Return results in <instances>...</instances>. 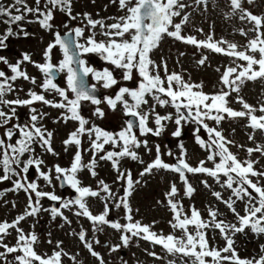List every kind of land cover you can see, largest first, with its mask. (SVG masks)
I'll return each instance as SVG.
<instances>
[{
  "label": "snow or ice",
  "instance_id": "snow-or-ice-1",
  "mask_svg": "<svg viewBox=\"0 0 264 264\" xmlns=\"http://www.w3.org/2000/svg\"><path fill=\"white\" fill-rule=\"evenodd\" d=\"M112 2L116 3L117 0ZM195 2L198 5L207 4V0H195ZM229 3L231 14L239 12L240 19L251 25L247 31L240 29V34L247 37L249 32L254 33L244 46L245 50L242 51L237 50L238 46L235 43L224 40L214 41L211 35L207 40H197L193 36L182 35V27L188 23L189 16L183 15L179 23H174L173 19L181 17L182 10L187 7L182 0H118L119 8L124 15L114 18L116 22L112 24L94 20L88 13L82 16L80 13L73 15L72 0H43V7H41L42 0H35V7L29 6L26 0H13L8 7L0 4V18H5L0 22L7 25L5 31L0 34V49L7 47L6 41L9 37H19L22 34L26 38L30 35L22 26V22L28 16L34 17L35 20L27 22H36L47 31L53 29L52 21L57 11L64 13L71 21L79 19L84 24V26L69 27L68 23H65L64 28L67 31L63 35L58 31L54 32V39L43 50V63L33 61L27 53H22V59L17 60L16 63H10L6 57L0 56V63L6 65L11 73L9 75L4 70H0V127L9 125L14 119L18 121V107H26L29 111V123L11 124L5 128L3 134L6 139L0 138V172H2L0 182L12 180L13 188L9 189L10 191L23 190L28 194V205L23 214L18 215L12 222H0V248L4 249L0 251V261H3V264H12L8 256L13 253H19L14 256L15 264H62L63 256H68L79 264L75 256L63 251L62 241L56 242V248L60 249L59 251L54 250L51 256L42 257L33 247L37 242V236L34 233L26 234L19 227L21 221L37 215L41 210L50 211L53 219L59 216L65 223L70 224L71 221L63 215L62 209H71L73 206L77 208L74 214L90 221L94 232L102 231L103 226L108 225L121 233L122 244L113 245L110 252L119 250L121 246L127 247L129 241L135 237L149 241L153 245H160L171 256L179 255L183 264H189V261L191 264H264V244L260 245L258 257L241 258L234 247L233 239L238 233L247 235L246 229H250L257 236L264 234V171L254 167V164L258 163L256 160L238 159L229 148V145L234 142L228 140L222 131L205 123L206 120H210L219 126L225 119L247 120L245 126L250 128L253 134L257 131L264 133V103L257 108L248 104L239 95L240 87L246 80L264 79V15L257 16L243 8L242 0H229ZM247 3L253 4L255 0H247ZM13 25L18 28V31H14ZM97 28L104 39H96ZM86 32L89 34L86 35ZM164 36L193 45L197 49L203 48L227 55L233 58L234 63L236 61L245 63H236L235 66H229L223 71L220 82L228 89L227 91L222 89L213 94L197 91L196 89L202 88V85L189 83L178 73H168L166 63L164 76L159 74L160 65L150 58V53L158 47ZM56 48L59 49L62 58L57 63H53V50ZM90 54L98 55L112 68L105 67L97 70L92 67L85 59ZM206 60L207 56L202 55L197 63L204 65ZM25 62L31 63L42 74L43 80L38 85L41 92L29 89L27 98L22 99L17 96L15 99H7L9 93L17 91L14 85L19 79L37 85V78L30 76L22 69L21 65ZM114 69L121 70L122 80L125 82L132 81L138 75L139 80L136 86L133 88L121 86L120 80L114 76ZM57 73L65 74L66 87L62 88L54 82ZM89 76L96 82L90 86L86 85L84 80ZM97 85L103 89L116 88V91L114 95H105L101 99L96 95ZM232 92L237 93L236 99L241 105L240 110L229 107V97ZM48 95H52L53 99H48ZM148 96L155 101V104H149L146 99ZM128 98L132 103H129ZM37 102L61 110L58 121L78 122L76 130L69 133L68 138L63 141L65 151L68 150L69 145L77 146V151L68 168L54 165L49 171H44L42 168L44 160L35 155L34 144L39 145L45 153L57 155L52 147L53 133L42 124L48 114L38 111L33 106ZM85 102L97 106L92 113L95 117H104L105 112L99 107L104 103L113 111L122 105L124 115L130 118L124 122L125 126L115 133L103 130L95 124L88 127L89 121L80 112ZM144 105H148L151 111H144L142 108ZM156 105L160 107L171 105L175 108L174 123L177 128L172 133L174 137L182 135V121L197 125L193 130V136L196 143L208 152L207 160L213 163V167H206L203 160L195 167L188 164L182 143L179 145L180 156L176 158V163L170 165L162 159L163 153L160 146L156 145L155 159L147 164L140 172V176L151 175L154 169L178 173L185 185L184 195L190 197L194 189L188 183L186 173L206 174L214 178L222 188L231 190V195L227 199L220 191L213 190L211 194L231 211L235 217V223H226L219 219L221 213L212 207L208 209L209 219L207 220L203 219L195 208L191 210L190 216L185 214L182 204L175 199L179 194L175 184L170 186L165 197L173 213V220L169 223L173 230H179L181 233L179 236L157 234L151 231L150 226L133 220L128 197L133 191V185L139 181L133 179L130 171H121L119 161L123 158L139 160L136 149L141 146L151 151L148 148V141L139 139L135 129H138L139 136L142 137L159 136L164 130L163 121L172 120L171 114L161 116L156 113ZM257 111L260 115L256 114ZM150 119L155 127L149 126ZM201 129L207 133V141L199 135ZM17 134L19 138L12 143ZM253 134L249 135V140H254ZM83 135L89 137L93 155V159L87 164L82 162L80 151V137ZM105 145H111L119 150L106 151ZM239 147L244 148L243 145ZM246 151L249 156L253 153L264 156V145L257 144L255 147H248ZM101 152L104 154L100 155L99 159L112 162L113 169L117 171V181L126 180L127 182L122 196L114 193L104 180H99L97 189L94 190L91 187L82 186L77 178V173L84 168H87L93 177L97 175L96 156ZM26 153L29 154L27 159H21ZM167 154L173 155L171 151ZM140 162L143 163V161ZM30 166H34L39 178L49 185L52 184V172H54L57 181H62L75 191V198L64 199L53 192L39 190L40 186L36 181H28L21 175V173H28ZM221 175L226 179L221 181ZM14 176L18 178L12 179ZM252 177L256 179L253 180ZM201 182L206 188H211L206 181ZM2 195L3 193L0 192V196ZM90 197L104 202V210L101 213L94 215L90 211L88 207ZM43 198L59 202V207L42 209L40 201ZM238 200L244 202L243 215L235 207ZM112 206L125 211L127 223L121 224L107 219ZM13 207H15L14 203ZM189 226H192V231L189 230ZM10 229L15 230L17 234L16 243L12 246L4 243V238L9 235ZM209 231L219 232L225 240L222 248L218 249L210 245ZM72 235L78 236L84 248L99 261V264H106L100 254L94 250L92 243L87 240L84 230L79 233L74 232ZM96 243L99 241L97 240ZM148 255L162 259L155 252H148ZM185 257L187 260L183 259ZM168 264H175V261L171 260Z\"/></svg>",
  "mask_w": 264,
  "mask_h": 264
},
{
  "label": "rangeland",
  "instance_id": "rangeland-1",
  "mask_svg": "<svg viewBox=\"0 0 264 264\" xmlns=\"http://www.w3.org/2000/svg\"><path fill=\"white\" fill-rule=\"evenodd\" d=\"M81 6L77 8L73 15H76L77 11L81 14H90L91 18L94 20H102L105 24H112L116 22L114 18L123 16V12H118L105 7L108 0H80ZM13 0H3L5 7H8ZM184 4L187 5L185 9L182 10V16L187 14L189 16L188 23L182 27V35L193 36L196 39H207L209 35L212 36L214 41H228L230 43H235L238 46L237 50H245L244 46L247 44L248 39L254 36V33L249 32L248 36H242L240 34V29L247 31L251 25L246 21L240 19V14H231V8L229 0H210L207 4H196L195 0H182ZM26 3L35 7L34 0H26ZM77 4V0H75ZM43 7V4H41ZM242 7L248 9L250 12L257 16L264 15V0H255V3L248 4L247 0H242ZM181 17H175L174 23H179ZM5 18H0L2 21ZM28 20H35L34 17L28 16L27 19L22 22L24 29L30 33L28 37H24L22 34L19 37H9L6 41L7 47L3 49L0 56L6 57L10 63H16L17 60L22 59V53H27L31 56V59L37 63H43V50L47 47L48 43L54 39V32H63L67 29L64 28V24L68 23L69 27L84 26L83 23L78 19L77 21H71L64 13L57 15V22L55 23L51 31L42 29L40 25L36 22L29 23ZM86 23V22H84ZM7 25L0 22V34H2ZM14 31H18V28L13 25ZM202 30V31H201ZM96 39L102 40L103 36L99 34L100 30H96ZM195 33V34H192ZM89 34L86 32V35ZM226 47V45H223ZM2 50V49H0ZM183 54V55H182ZM94 55L96 62L95 68L99 70L100 68L106 66L112 68L105 61L101 60L98 55ZM207 56V60L204 65H199L197 61L201 56ZM150 58L155 61L156 64L160 65L158 71L159 74L164 76V64L167 65V70L169 72H175L180 74L185 81L194 84L202 85V88L198 89L207 94L218 93L222 89L227 91L220 82V77L223 71L229 66H235L236 63L244 64L243 61H236L232 57L223 54H217L215 52H210L207 49H197L193 45L185 44L181 41H177L171 37H164L159 43L158 47L152 50L150 53ZM258 58V54H257ZM59 57L53 53V62H58ZM22 69L27 71L30 76L37 78V85H33L29 81L19 79L15 82L16 92L9 93L7 99H15L17 96L20 98H27V92L32 89L36 92H41L38 87L39 83L42 82L43 76L31 63H23L21 65ZM219 69V71H217ZM0 70H4L7 74L11 75L10 70L6 65L0 63ZM114 76L120 80L122 86H127L133 88L136 86V82L139 80L138 75L134 77L132 81H123L122 72L119 69H114ZM61 74V80L58 83L60 87H66L65 74ZM95 82L94 80H92ZM22 89V91H20ZM113 90V93L108 95H114L116 88L104 89ZM239 95L250 105L259 108L261 103H264V79L257 80H246L240 87ZM237 93L232 92L229 97V107L233 109L240 110L241 105L237 102ZM48 99H53L52 95L47 96ZM59 99V97H55ZM149 104H155L150 96L146 97ZM166 99V97H165ZM129 103H132L131 99L128 98ZM38 109L47 113L48 115L43 119V126L53 133L52 147L57 153V155H52L45 153L39 145L34 144L35 155L40 156L44 160V165L42 166L44 171H49L54 165H59L63 168L70 167L75 152L77 151L76 145H69L68 150L65 151V145L63 141L68 138L69 133L76 130L78 127V122L69 120L65 123L63 120H57L60 115L61 110L44 106L43 104L37 102L33 105ZM96 105L88 104L85 102L80 109L81 115L89 121L88 127L92 124L100 127L103 130L109 132H118L122 127L125 126V115L123 113V107L118 106L117 110H111L106 104L102 103L99 105L103 109L105 115L103 118H98L92 115ZM144 111H151L148 105L142 106ZM7 111V109H5ZM155 112L159 113L161 116L172 115V120L163 121L164 130L159 136H139V131L135 130L136 135L141 140L148 141V149L141 146L136 149L139 160H132L130 158H123L119 161V169L121 171H130L134 180H138L139 183L133 185V191L128 197V202L131 207V215L134 221H139L143 225L150 226L151 231L156 232L160 235H165L167 233L179 232V230H173L170 225L172 217L170 214L169 206L167 204V199L165 193L169 191L170 186L175 184L179 190V194L175 197L179 201L187 212L188 206L194 205L200 212L201 217L205 220L209 219L208 209L212 207L218 209L221 213L219 219L224 220L226 223H235V217L229 211L226 206L217 201L211 194L213 190L220 191L225 199L231 195V190L222 188L216 180L206 174H191L186 173L188 183L193 187L194 192L191 196L184 195V183L178 178V174L172 171H166L163 169L152 171L151 175L140 176V172L147 166L149 162L155 159L156 156V145L160 146L161 152L163 153L162 159L171 165V160L176 159L180 156L181 149L179 145L182 143L185 150V159L193 167L198 166L201 160L205 161V166L212 168L213 163L207 160L208 152L201 148L195 141L193 136V130L197 127L194 123L182 121L181 131H185L184 135L180 137H174L172 133L176 130L177 125L174 123L176 117V110L171 105L165 107L155 106ZM18 121L12 120L9 125L0 127V136L4 137V131L6 127L11 126L14 123H29V111L26 107L17 108ZM257 115L260 113L257 111ZM210 127L217 128V130L222 131V134L230 141L234 143L229 145L230 151L236 154L237 158L241 161L244 160H256L258 163L254 164L257 170L264 171V156L259 153H253L249 156L246 149L248 147H255L257 144L264 145V133L257 131L252 133V130L245 125L247 120H230L225 119L221 122L219 126L215 124L214 121L206 120ZM149 126L155 127V124L150 119ZM250 134L254 135V140H249ZM199 135L202 139H208L207 133L201 129ZM17 134L15 139H18ZM6 139V138H5ZM81 145L80 151L82 154V162L87 164L93 159L92 150L90 147V140L87 135L80 137ZM7 142V141H6ZM243 145L244 148L239 147ZM106 151H118L119 149H114L111 145H105ZM171 151L172 156L167 153ZM104 153H98L96 156L95 171L97 175L93 177L87 168L80 170L77 173V178L80 180L82 186H88L96 190L99 180H104L114 193L123 195V190L127 187L126 180L117 181V171L113 169L112 162L107 160H100L99 156ZM29 154H25L21 159H27ZM219 158L217 157V162ZM140 161H143L141 163ZM19 171V168H17ZM2 174V172H0ZM21 173L25 176L28 181H36L41 191H49L55 193L64 199H69V195L65 193L64 195L60 192L58 187V181L55 179V173L52 172L53 180L52 184L49 185L39 178L38 173L34 172L33 177H28L26 174ZM18 177H13L12 179H17ZM226 179L221 175V181ZM255 180V177H252ZM201 181H206L211 188H206ZM13 188L12 180H7L0 182V192L3 193L0 196V222L8 221L12 222L18 215L23 214L25 208L28 205L25 192L23 190L10 191ZM103 195V193H102ZM33 199H35L33 195ZM13 203L15 207H13ZM59 205V202H57ZM42 209H51L50 200L43 198L40 201ZM88 207L90 211L95 215L102 212L104 207V202L97 198H88ZM235 207L243 215L244 202L236 201ZM77 208L73 206L71 209H62L63 215L67 217L70 224L65 223L64 219L61 217L52 218L50 211L41 210L37 215L27 217L24 221H21L19 227L23 231L28 233H34L37 236V242L33 245L35 251L42 257L51 256L53 251H59L56 248V242L62 241L61 248L64 252L69 253L71 256L76 257V261L79 264H99V261L84 248L83 244L78 239V236L72 235V233H79L80 230L86 229V235L91 233V241L93 248L100 256L105 260L106 264H168L172 260V256L166 253V251L160 246H148V243L142 242L139 238H132L129 241V245L124 247L126 255L124 258L120 256L119 250L115 252H110L113 245L122 244L118 242L117 236L121 233L112 229L108 225L103 226L102 231L94 232L92 223L86 218L76 216L74 213ZM116 217L117 221L121 224L127 223L125 219V211L122 208L111 207L109 215L107 218ZM113 221V220H112ZM189 229L192 227L189 226ZM247 235L236 234L233 239L235 240L234 247L241 258H251L253 256L260 255V245L264 244V234L257 236L252 233L250 229H246ZM165 233V234H164ZM16 232L13 229L9 230V235L4 238V243L9 246L15 245L16 243ZM208 239L210 245L215 248H222L225 245V240L220 236L219 232L212 233L208 232ZM99 243H96V241ZM51 241V243H49ZM122 248V246H121ZM0 251L4 249L0 248ZM148 252H155L157 256L162 259H156L153 256L148 255ZM19 253L9 254L8 260L15 264L14 256ZM210 260V258H207ZM3 264V261H0ZM62 264H76L68 256L62 257Z\"/></svg>",
  "mask_w": 264,
  "mask_h": 264
},
{
  "label": "flooded vegetation",
  "instance_id": "flooded-vegetation-1",
  "mask_svg": "<svg viewBox=\"0 0 264 264\" xmlns=\"http://www.w3.org/2000/svg\"><path fill=\"white\" fill-rule=\"evenodd\" d=\"M34 2H35V0H34ZM80 3H81L80 0H77V4L75 3V0H72V12H74L77 8H79V6H81ZM42 4H43V0H42ZM105 7L108 8V9H111V10H115V11H117L116 13H118V12H123V11L119 8L118 0H117L116 3H113L112 0H108V1H107V4L105 5ZM78 12H79V11H77L76 13H78ZM60 13H61V12H59V11H57V12L55 13V18H54V20L52 21L53 25H55V23L58 21V20H57V15L60 14ZM123 13H124V12H123ZM65 31H67V30H65ZM65 31H63V32H65ZM63 32H60V33L62 34ZM53 53L56 54L57 57H59V59L62 58L61 53H60V51H59L58 48L54 49V50H53ZM85 59L87 60V62L89 63V65H91L92 67H94V63L91 64L92 62L96 61L95 58H94V55H93V54H90V55L86 56ZM90 77H91V76H90ZM105 95H107V94L105 93ZM105 95H104V96H105ZM172 234H174V235H176V236H179V235L176 234V233H172ZM165 236H166V235H165ZM119 253L122 254V251L119 250ZM124 256H125V250H124ZM183 259H184V260H187L186 257L183 258ZM172 260L175 261V264H180L181 261H182L179 255H177V256H175V257L172 256Z\"/></svg>",
  "mask_w": 264,
  "mask_h": 264
},
{
  "label": "water",
  "instance_id": "water-1",
  "mask_svg": "<svg viewBox=\"0 0 264 264\" xmlns=\"http://www.w3.org/2000/svg\"><path fill=\"white\" fill-rule=\"evenodd\" d=\"M56 77H57V75H56ZM84 80H85V84L88 85V77H85ZM96 95L99 96V94H96ZM129 118H130V117H128V119H129Z\"/></svg>",
  "mask_w": 264,
  "mask_h": 264
}]
</instances>
